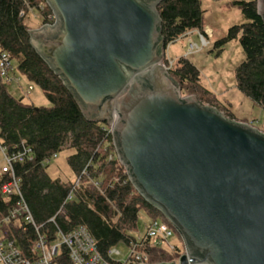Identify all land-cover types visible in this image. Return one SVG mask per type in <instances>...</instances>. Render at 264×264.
Masks as SVG:
<instances>
[{
    "label": "water",
    "instance_id": "95a60500",
    "mask_svg": "<svg viewBox=\"0 0 264 264\" xmlns=\"http://www.w3.org/2000/svg\"><path fill=\"white\" fill-rule=\"evenodd\" d=\"M162 1L45 0L55 24L31 44L84 116L113 127L131 184L184 240L179 264H264V133L182 97Z\"/></svg>",
    "mask_w": 264,
    "mask_h": 264
},
{
    "label": "trees",
    "instance_id": "16d2710c",
    "mask_svg": "<svg viewBox=\"0 0 264 264\" xmlns=\"http://www.w3.org/2000/svg\"><path fill=\"white\" fill-rule=\"evenodd\" d=\"M229 3L240 10L247 22L232 27L227 36L216 43V48L220 54L226 44L240 42L245 60L236 69L237 89L264 110V20L259 15L258 0H229ZM32 10L39 13L42 27L54 24L53 12L45 0H0V55L7 54L15 73L42 89L51 107L23 104L24 98L16 99L10 94L0 73V140L10 152L23 148L32 150V159L16 163L14 171L36 224L43 225L56 218L64 233L85 227L94 237L100 253L107 258L119 245L129 246L137 241L141 212L145 211L151 222L168 221L128 180L115 156L107 126L84 116L68 87L33 48L31 28L26 24ZM157 12L166 49L192 31L204 30L202 0H163ZM169 74L180 87L182 97L196 96L201 104L210 105L236 120L227 105L204 86L200 71L188 57L176 59ZM65 151H73L68 165L76 180L83 171L89 173L68 203L66 199L76 180L72 183L52 179L48 174L50 163H46ZM10 180V175L0 173V218L16 207L19 199L16 195L1 194ZM94 183L99 185V191L92 187ZM3 233L9 239L16 237L23 253L30 255L29 249L36 238L31 226L18 220L4 226ZM141 250L148 254L150 264L173 260L166 249L150 241L145 242ZM65 264L69 262L66 260Z\"/></svg>",
    "mask_w": 264,
    "mask_h": 264
},
{
    "label": "built area",
    "instance_id": "2783aa9c",
    "mask_svg": "<svg viewBox=\"0 0 264 264\" xmlns=\"http://www.w3.org/2000/svg\"><path fill=\"white\" fill-rule=\"evenodd\" d=\"M53 19L55 21L54 14ZM54 24L45 26H53ZM189 34L191 35V33ZM200 39L202 49L208 46L209 43L205 39V36L200 35ZM202 49L198 45L190 44L189 52L185 57L199 52ZM167 65L172 67L173 61L168 60ZM0 73L6 86H20L21 79L15 73L11 60L5 53L0 55ZM29 91H32V87H29ZM107 128L112 135L113 127L107 126ZM112 145L114 147L113 142ZM114 153L118 159L116 151ZM31 155L32 150L28 148L10 152L8 147L3 145L0 140V173L8 174L11 178L10 182L3 186L1 194L6 197L16 195L19 198L16 207L0 218V264H65L66 260L69 264H150L148 254L141 250L147 241H150L159 248L166 249L173 256L171 262H175L176 264H179L181 256L187 254L186 245L181 236L182 247L170 243L171 239L174 238L176 229L169 222L154 221L148 224L146 234L140 235L137 241H132L127 246L129 255L124 261L115 259L116 256H120L116 248L109 252L107 258L104 257L100 253L94 237L85 227L64 233L57 225L56 218H52L46 224L37 225L23 198L20 181L14 171V165L16 163H24L26 160H31ZM57 157L55 155L53 159ZM109 159L112 160L113 156ZM52 160L46 163L49 164ZM125 174L128 177L126 169ZM86 177H89L87 170L83 171L81 177L76 180L65 203L72 201L75 192L81 187V180ZM128 180L130 181L129 177ZM92 187L99 191L98 184L94 183ZM18 220H21L27 226H31L36 235L35 242L29 249L31 251L28 256L23 253L19 240L16 237L9 239L3 233L4 226H8ZM51 229H53V232Z\"/></svg>",
    "mask_w": 264,
    "mask_h": 264
},
{
    "label": "rangeland",
    "instance_id": "374dc122",
    "mask_svg": "<svg viewBox=\"0 0 264 264\" xmlns=\"http://www.w3.org/2000/svg\"><path fill=\"white\" fill-rule=\"evenodd\" d=\"M202 9L204 11V30H194L191 35L188 34L185 38L168 46L163 65L169 71L171 67L167 65L168 60L174 63L176 59L185 57L189 52L190 44L198 45L202 49L200 35L205 36L209 43L208 46L188 56L191 63L200 71L204 86L213 92L222 104L227 105L236 120L264 133V110L237 89L236 69L245 60V52L240 42L236 40L226 44L220 54L216 48V43L224 39L232 27L247 21L239 9L230 5L229 0H202ZM26 24L31 28V31L42 28L41 17L36 10L28 13ZM17 75L21 79V84L20 86H7L10 94L16 99L24 98L23 104L25 105L37 108L51 107V103L40 87L29 82L20 73ZM29 87H32V91H29ZM72 153L73 151H65L52 160L48 168V174L52 179L75 182L76 176L68 165V157ZM150 223L151 220L145 211L141 212L138 222L140 235L146 234L147 224ZM170 243L182 247L181 237L176 230ZM116 250L120 253V256L115 257L116 260L124 261L128 258L129 249L127 246L119 245Z\"/></svg>",
    "mask_w": 264,
    "mask_h": 264
}]
</instances>
